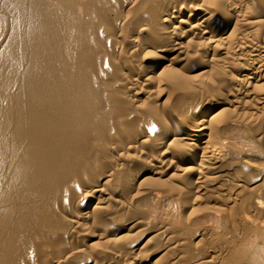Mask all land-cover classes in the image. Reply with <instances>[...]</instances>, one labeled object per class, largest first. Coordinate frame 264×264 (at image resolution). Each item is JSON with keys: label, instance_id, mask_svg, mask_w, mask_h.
Listing matches in <instances>:
<instances>
[{"label": "bare ground", "instance_id": "1", "mask_svg": "<svg viewBox=\"0 0 264 264\" xmlns=\"http://www.w3.org/2000/svg\"><path fill=\"white\" fill-rule=\"evenodd\" d=\"M263 192L264 0H0V264H240Z\"/></svg>", "mask_w": 264, "mask_h": 264}, {"label": "rangeland", "instance_id": "2", "mask_svg": "<svg viewBox=\"0 0 264 264\" xmlns=\"http://www.w3.org/2000/svg\"><path fill=\"white\" fill-rule=\"evenodd\" d=\"M261 187L260 185L258 188ZM263 194L264 192L262 196H264ZM227 219H233V221L230 222ZM242 219L244 221L239 222ZM214 228L221 235V242L230 240L235 244L237 250L241 249L246 253L245 260L240 261V264H264V236L261 235V232H264V219L254 223L246 212L234 210L232 214L220 218L218 226H214ZM228 257L227 259H230Z\"/></svg>", "mask_w": 264, "mask_h": 264}]
</instances>
